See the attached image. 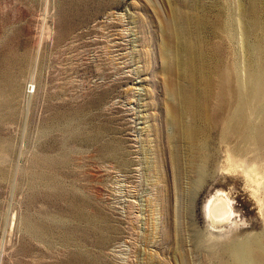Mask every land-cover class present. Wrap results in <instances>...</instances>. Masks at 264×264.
<instances>
[{"label":"rangeland","instance_id":"rangeland-1","mask_svg":"<svg viewBox=\"0 0 264 264\" xmlns=\"http://www.w3.org/2000/svg\"><path fill=\"white\" fill-rule=\"evenodd\" d=\"M262 83L264 0H0V264L264 251Z\"/></svg>","mask_w":264,"mask_h":264},{"label":"bare ground","instance_id":"bare-ground-1","mask_svg":"<svg viewBox=\"0 0 264 264\" xmlns=\"http://www.w3.org/2000/svg\"><path fill=\"white\" fill-rule=\"evenodd\" d=\"M263 85H264V83H262V85L260 87L258 86V88L261 89ZM257 91H259V90H257ZM257 91H255V92H257ZM182 98H183V103L185 105V110L187 111V113L191 112V113L195 114V112L190 111V109L192 107L191 102H193V101L190 98L189 94L184 93ZM201 112H203V110H201ZM176 115H177V113H175V116ZM231 119L232 118L230 116H229V118L227 117V121L231 122ZM226 133H227V130L224 131V134H226ZM188 136H189V139L192 140L193 142L196 141L195 130L189 129L188 130ZM211 211H212V214L216 217L222 216L228 211V206H227L226 202H224L223 200H218L212 206ZM237 252H238L237 263H239V264H264V251L261 249L253 250L250 248V246L248 244H243V245H239L237 247Z\"/></svg>","mask_w":264,"mask_h":264}]
</instances>
